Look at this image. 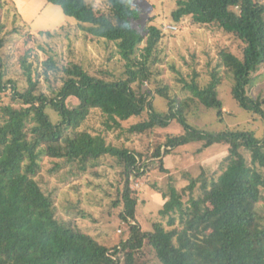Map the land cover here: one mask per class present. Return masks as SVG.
<instances>
[{"label": "trees", "instance_id": "16d2710c", "mask_svg": "<svg viewBox=\"0 0 264 264\" xmlns=\"http://www.w3.org/2000/svg\"><path fill=\"white\" fill-rule=\"evenodd\" d=\"M47 1L76 18L88 36L115 44L124 70L119 77L98 75L79 62L60 64L51 55L34 77L32 64L23 59L27 87L21 89L15 80L5 79L0 11L1 103L12 90L10 101L0 103V264H264V212L257 209L264 202V137L229 125L210 132L187 117L192 104L201 103L216 108L222 121L218 87L230 77L239 105L264 121V97L248 92L264 73V0H176L173 22L190 17L194 24L216 25L243 46L242 56L228 48L219 50L208 82L201 84L197 72L190 80L182 79L190 92L184 98L157 81L158 58L153 56L163 30L153 24L146 33L138 29V8L125 0H105L108 12H99L89 0ZM40 33L54 36L49 30ZM50 73L62 80L53 96L40 82L42 74L49 79ZM154 93L167 99L168 110H158ZM70 98L77 102L69 103ZM94 109L106 116L108 128L147 113L130 132L176 120L184 131L169 137L167 147L194 141H202L204 148L222 143L228 146L227 154L215 175L203 171L182 190L170 183L162 191L161 218L144 230L137 221L139 197L131 177L144 173L145 155L108 142L102 131L81 130ZM109 155L121 167L123 181L114 203L122 202L120 217L130 225L127 237L112 247L75 223L58 219L54 197L36 180L44 157L62 159L77 173ZM154 156L161 158L160 148ZM59 164L55 169L62 167ZM198 185L201 193L196 196Z\"/></svg>", "mask_w": 264, "mask_h": 264}, {"label": "rangeland", "instance_id": "374dc122", "mask_svg": "<svg viewBox=\"0 0 264 264\" xmlns=\"http://www.w3.org/2000/svg\"><path fill=\"white\" fill-rule=\"evenodd\" d=\"M89 1L99 12L109 11L105 0ZM125 1L141 12L136 22L138 29L146 33L148 26L153 24L163 30L153 56L158 58L154 65L155 77L158 82L168 84L173 94L177 93L182 98L190 95L184 89L182 79L190 80L196 72L201 84L208 82L220 49L228 48L242 56L241 41L216 25L194 24L190 17L183 18L180 23L173 22L171 12L176 7V0ZM0 11L5 25L1 34L4 40L1 56L5 65V79L15 80L19 88L27 87L23 59L27 64H32L34 77L42 72V62L51 55L60 64L79 62L98 75L110 73V77H119L123 73V61L115 44L88 36L77 19L65 14L59 5L47 0H0ZM44 30L52 31L54 36L40 33ZM40 80L42 90L49 96H53L54 88L62 84L61 76L53 73H50L49 79L42 74ZM233 83L228 77L218 87V96L224 104L222 121L216 108H206L201 103L192 104L188 119L193 125L210 132L229 125L263 138L264 121L258 116L252 117L239 105L232 94ZM148 87L155 88V84H148ZM11 91L8 89L6 92L9 95ZM248 92L255 98L259 95L264 97V73ZM8 95H4L1 104L10 101ZM76 102L74 98L69 99V103ZM154 103L159 111L169 108L167 99L155 93ZM146 117L147 113H144L121 120L120 126H114L110 121L112 127L108 128L106 116L94 109L81 127V130L102 131L108 142L145 155L147 165L142 168L144 173L136 178L131 177L132 188L139 197L137 221L144 230L150 229L153 221L161 218L159 210L165 202L162 191L167 190L170 183L182 190L191 182V178L198 177L203 171L210 176L215 175L228 149L222 143L204 148L202 141L167 147L169 137L178 136L184 131L183 125L176 120L167 126L144 132L129 131L132 124ZM157 148L162 153L160 159L154 156ZM158 160H162L165 170L160 169L161 161ZM57 162L62 164L59 170L55 169ZM41 164L36 180L54 197L58 219L75 223L99 243L109 247L127 237L130 225L120 217L123 204L114 203L118 198L117 189L123 187L121 167L115 157H102L89 163L86 172L77 173V169L62 159L44 157ZM200 193L198 185L195 195L199 196ZM257 209L263 213L264 202Z\"/></svg>", "mask_w": 264, "mask_h": 264}, {"label": "built area", "instance_id": "2783aa9c", "mask_svg": "<svg viewBox=\"0 0 264 264\" xmlns=\"http://www.w3.org/2000/svg\"><path fill=\"white\" fill-rule=\"evenodd\" d=\"M170 28L175 29L176 27L170 26Z\"/></svg>", "mask_w": 264, "mask_h": 264}]
</instances>
